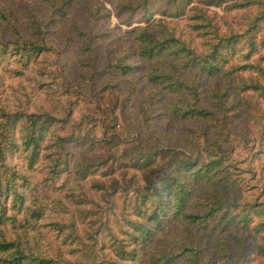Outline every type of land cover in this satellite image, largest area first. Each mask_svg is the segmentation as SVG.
Listing matches in <instances>:
<instances>
[{
  "label": "trees",
  "instance_id": "16d2710c",
  "mask_svg": "<svg viewBox=\"0 0 264 264\" xmlns=\"http://www.w3.org/2000/svg\"><path fill=\"white\" fill-rule=\"evenodd\" d=\"M52 1L54 10L45 17L38 16L36 6L22 9L28 27L19 26L0 8L4 18L15 22V42L0 41L3 74L20 80L10 87L19 95L21 91L27 95L44 92L51 101L50 108L42 106L28 113L22 102L10 108L0 98V264H76L74 257H63L58 241L52 249L49 245L51 252L39 249L45 232L39 233L41 236L34 233L46 223L75 227L67 199L47 200L41 180L31 190V202L24 204L16 175L24 176L9 172L8 155L22 150L31 167L50 156L53 181L70 183L63 169L70 167L72 148L102 140L93 131L91 121L98 118L93 116V109L98 113L93 105H85L81 117H73L72 110L81 106L79 100L90 97L81 81L70 80L85 79L96 90L104 79L112 88L116 85L113 76L136 73L143 84L127 88L122 109L137 126L136 147L148 156L144 167L151 171L148 181L139 177L138 188L130 193L138 213L146 218L137 221L140 233L134 235L136 243L148 241L151 225L166 219L162 225L174 228L170 234L177 247L150 254L153 264H264V233L261 242L254 243L253 234L244 232L256 214L260 222L252 231L264 230V201L254 198L255 191L249 186L253 177L254 187L264 189V162L259 168L252 167L264 151V0H169L174 20L151 19L126 30L121 33L124 37L107 42L106 58L100 55V46L109 32L94 30L101 20L94 5L88 0ZM212 6L223 7L224 14ZM72 7L85 16L83 24L63 29L65 34L56 42L52 27L67 17ZM17 13L20 11L15 17ZM142 89L148 99L136 100L133 109L129 103ZM63 95L74 99L70 117L61 109L66 107ZM244 116L249 117L254 130V135L246 138L236 134L245 129L239 121ZM175 120L181 130L173 131ZM64 125H68L67 131L61 134L59 128ZM174 146L183 155L161 174L153 163L160 151ZM44 148L49 150L44 152ZM77 159L78 176L86 178L89 171L96 170L95 160L86 156ZM243 163L247 167L243 168ZM76 190L72 186L66 196L75 199ZM10 193L14 195L12 214L5 202ZM31 237L39 240L40 246ZM116 263L137 264V260Z\"/></svg>",
  "mask_w": 264,
  "mask_h": 264
},
{
  "label": "rangeland",
  "instance_id": "374dc122",
  "mask_svg": "<svg viewBox=\"0 0 264 264\" xmlns=\"http://www.w3.org/2000/svg\"><path fill=\"white\" fill-rule=\"evenodd\" d=\"M88 2L94 5L95 12L101 17L100 22L94 25V30L99 29L102 32H109L103 36L102 39L105 43L100 46V55L103 58L107 56L108 49L105 51L106 47L109 46L108 44L105 47L107 42L113 38L124 37L125 34L121 33H125L126 30L138 25H145L151 19L174 20L173 17H170L173 7L170 5L169 0H88ZM52 3V0H0V8L7 16L14 18L13 21L17 20L19 26L28 27V21L24 17L25 14H22L24 13L22 9L25 6H31V8L36 6L38 16L45 17L47 12H53L54 5H51ZM212 9L217 10L221 15L224 14L223 7L212 6ZM16 11L21 13H17L18 17L14 16ZM69 11L71 12L67 17L61 18L62 20L59 19L52 27V36L56 42H59L61 40L60 36L65 34L63 29L72 28V25L76 23L83 24L82 17L85 18V16L82 13H77V8L72 7ZM14 24L0 13V41L15 42ZM128 24H131V26H128ZM55 59L59 62L58 57H55ZM66 59L71 65L73 62L71 56L68 55ZM13 63L17 64L15 61H11L10 64ZM99 64H102V60L99 61ZM53 66L56 67L55 64ZM68 71L71 72L72 70L68 68ZM4 72V69L0 68V98L5 100L10 108L16 105L21 106V102L28 113L37 111L42 106L44 108L51 107V101L44 92L35 95L30 91L28 92L30 95H27L25 91H21L19 95L17 91H13L10 85H16L20 80L6 76L3 74ZM137 74L127 77L113 76L111 79L116 81V85L112 88L106 84L104 79L103 83L96 89L97 91L92 90L90 83L85 79L74 78V80H70L71 83L81 81L82 85L88 88L90 97L89 99L81 98L79 100L81 106L79 109L72 110L73 117H81L86 110L85 105H93L98 110V113H96L93 109V116L98 117L91 121L92 124H95L93 131L97 136L102 137V140L95 142V145H78L72 148L74 152L73 160H70V167L67 166L65 170L63 169L65 174L71 178L70 183L61 184L53 181V166L50 156L46 155L32 164L33 167H31L28 165L22 150L9 153L6 163L9 172L16 171L24 176L22 179L19 177L20 175H16L17 182H19L18 187L24 192V204L31 202V190L36 187L37 181L42 180L41 187L47 194V200L64 198L65 201L67 199L66 203L72 208V210H69V216L75 221V227L71 223L67 225L61 222L58 226L46 223L44 227H39L38 231L35 229L34 233L39 236H41L39 233L45 232L41 239V246L39 240L36 242L31 237L35 244L38 243L39 249L50 250V248H53L54 242L58 241L62 245L61 253L63 257H74L76 264L134 263L135 260H137V264H153L150 260V254L163 253L165 247H177L174 237L170 234V229L174 228L163 227L164 225H162L167 222L166 219L158 225H151L150 239L143 242V244L136 243L134 236L140 233L138 231L140 225L137 224V221H144L146 218H144L145 215L140 216L141 213H138V204L130 193L138 188L137 179L139 177L147 182V176H150L151 173L150 170L144 167L148 156L140 154L142 152L136 147L138 136L135 130H137V126L132 120L126 118L127 113H124L122 109L123 102L128 96L127 88L130 86L139 87L143 84ZM73 96L75 97V93H73ZM62 98H66V100L64 99L66 107L61 109L66 110L65 114L69 112L68 117H70V104L71 100L74 99L66 95H63ZM138 99H148L145 89L133 95V99L129 103L133 109L136 107V100ZM15 102L16 104H14ZM248 118L246 116L239 117V121L242 122L245 129L237 131L236 134L244 138L254 135L253 124ZM183 124H186V122ZM67 127L68 125H64L59 128L61 134L67 131ZM177 128L181 130L182 127L180 122L175 120L173 131ZM230 130L233 133L236 132L233 128ZM44 144L46 145V141ZM47 144H51L50 139H48ZM175 149L177 148L174 146L160 151L157 160L153 163L154 168H158L161 174L166 170H170L176 159L181 158L183 155V151H175ZM47 150L49 149L44 148V152ZM260 154V159L253 161L252 167L259 168L260 164L264 162V151ZM84 156L97 162L96 170L89 171L86 178L81 175L78 176L76 168L77 158ZM141 156L142 160L139 162ZM143 157L145 158L143 159ZM245 158H249V154H246ZM242 166L245 168L247 164L243 163ZM46 179L49 181H46ZM249 182L250 190L255 191L254 198L258 196V201H264V189L254 187L256 180L253 177ZM72 186L78 189L76 190L78 195L75 196V199L66 196L67 190H72ZM13 198L14 195L10 193L5 199L9 214H12L10 209L14 208ZM52 211L53 209L50 208L49 212ZM257 222H260V218L256 214V216H253L250 225L246 227L247 230H241L253 234L251 236L254 243L260 241L261 233H264V230L257 232L258 234L253 232L255 231L254 224ZM49 245L51 247L48 249ZM120 245H124L126 251L122 252ZM48 252H51V250Z\"/></svg>",
  "mask_w": 264,
  "mask_h": 264
}]
</instances>
